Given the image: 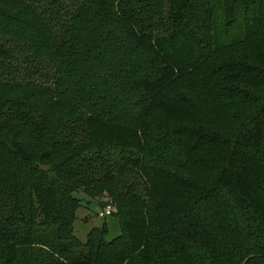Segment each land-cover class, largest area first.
<instances>
[{"label":"trees","instance_id":"16d2710c","mask_svg":"<svg viewBox=\"0 0 264 264\" xmlns=\"http://www.w3.org/2000/svg\"><path fill=\"white\" fill-rule=\"evenodd\" d=\"M0 264H264V0H0Z\"/></svg>","mask_w":264,"mask_h":264},{"label":"rangeland","instance_id":"374dc122","mask_svg":"<svg viewBox=\"0 0 264 264\" xmlns=\"http://www.w3.org/2000/svg\"><path fill=\"white\" fill-rule=\"evenodd\" d=\"M75 196L80 200V208L77 211L74 235L81 242H86L87 235L92 229H101L103 226L109 230L107 241H112L121 234L119 220L116 217L117 209L109 198L91 199L82 191L77 192ZM108 206L113 209L112 215L99 217L98 214Z\"/></svg>","mask_w":264,"mask_h":264},{"label":"built area","instance_id":"2783aa9c","mask_svg":"<svg viewBox=\"0 0 264 264\" xmlns=\"http://www.w3.org/2000/svg\"><path fill=\"white\" fill-rule=\"evenodd\" d=\"M112 211H113L112 207L108 206L105 209H103L98 215L101 218H105L107 216L112 215Z\"/></svg>","mask_w":264,"mask_h":264}]
</instances>
